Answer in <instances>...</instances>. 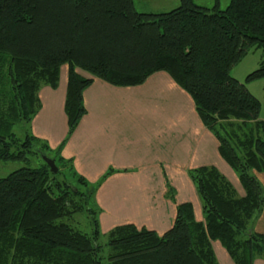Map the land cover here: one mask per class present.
Masks as SVG:
<instances>
[{
	"label": "trees",
	"instance_id": "trees-1",
	"mask_svg": "<svg viewBox=\"0 0 264 264\" xmlns=\"http://www.w3.org/2000/svg\"><path fill=\"white\" fill-rule=\"evenodd\" d=\"M252 45L264 51V0L225 7L181 0L162 11L139 10L135 0H0V159L25 162L0 175V264H220L216 238L235 264H254L264 255V233L254 229L264 208L254 172L264 171L262 102L231 73ZM65 63L68 132L55 172L27 123L41 105V83L56 86ZM161 69L191 94L237 182L215 164L192 167L204 217L183 200L166 229L122 222L102 244L95 188L72 182L77 171L61 147L96 77L135 85ZM262 76L264 59L246 79ZM19 122L24 137L14 129ZM83 211L93 218L91 232L75 223Z\"/></svg>",
	"mask_w": 264,
	"mask_h": 264
},
{
	"label": "crops",
	"instance_id": "crops-1",
	"mask_svg": "<svg viewBox=\"0 0 264 264\" xmlns=\"http://www.w3.org/2000/svg\"><path fill=\"white\" fill-rule=\"evenodd\" d=\"M67 83L68 68L63 64L57 85L44 81L38 89L41 106L31 128L49 137L52 147L68 132ZM83 102L86 110L60 154L89 177L110 170L98 191L100 213L108 212L107 220L114 221L110 228L128 221L158 231L169 227L177 204L196 198L192 167L215 164L237 182V174L219 152L216 133L204 123L191 94L168 71L157 70L135 85L96 77L85 87ZM254 172L264 187V171ZM254 229L264 233V208ZM254 264H264V255Z\"/></svg>",
	"mask_w": 264,
	"mask_h": 264
},
{
	"label": "rangeland",
	"instance_id": "rangeland-1",
	"mask_svg": "<svg viewBox=\"0 0 264 264\" xmlns=\"http://www.w3.org/2000/svg\"><path fill=\"white\" fill-rule=\"evenodd\" d=\"M219 2L220 7H225L229 3L230 0H194V2L201 4V5H206L209 7H212L216 2ZM181 0H135L136 6L138 7L139 10H147V11H162V10H169L177 5H179ZM262 59H264V51L261 47L252 45L246 52V54L238 60L231 68V73L238 77L239 79L243 80L246 82L247 86L249 89L256 95L262 102L261 106V114L260 116L264 117V76L262 77H257L253 79H246V76L248 72L251 70L255 69L258 67ZM65 68H68V64H64ZM41 103V99H40ZM41 106V105H40ZM40 110V107H39ZM35 114L33 115L34 118ZM27 123L28 128L30 130V133L36 137V144L40 147H42L45 151V154L49 155L50 157H54L55 155L58 154V149L57 147H52L51 142L49 137H42L38 134H36L31 126H32V120ZM14 129L17 131V133L21 136L24 137L25 131L24 128L21 124V122L17 123L14 127ZM33 162H41L40 158L38 156H33ZM224 161V160H223ZM225 165H228V167L233 171L234 173L235 170L231 168V166L227 163L224 162ZM25 164L24 161H19V160H2L0 159V175H6L8 174L12 169L17 168L21 165ZM75 168V166H74ZM75 170L77 171L76 176H71L72 182H75L79 186H81L84 189H90V188H95V192L92 196V202L93 204L95 203L97 207V219L101 231V235L99 238V242L102 244L107 243L109 235H108V230L110 228L111 223L114 224V221L110 222V220H107V215L108 212L101 214L100 212L103 210L101 207L99 201L101 198L98 197V191H99V186L105 179L104 176L106 173L99 175L96 178L86 176L82 173H80L76 168ZM70 172V171H69ZM237 174V173H236ZM78 176L83 177V179L86 181V183L82 182ZM77 177V178H76ZM74 183V184H75ZM240 184V183H239ZM239 187L242 189V185ZM196 198L194 197V203H195V210H196V215L197 217H204V212L202 209V199L200 195L197 194L195 195ZM111 200V199H109ZM199 203L201 205L200 211H199ZM201 212V214H200ZM115 215H112L114 218ZM77 219L79 220L78 222H75L81 229L91 232L93 230V218L89 216V213L87 211L79 212L77 213ZM213 242V247L215 249L216 255L218 257V260L220 264H235L233 259L231 258L230 254L226 250V247L223 245L221 242V239L216 238L212 240ZM109 251V246H105V252L107 253ZM260 263V262H259Z\"/></svg>",
	"mask_w": 264,
	"mask_h": 264
},
{
	"label": "water",
	"instance_id": "water-1",
	"mask_svg": "<svg viewBox=\"0 0 264 264\" xmlns=\"http://www.w3.org/2000/svg\"><path fill=\"white\" fill-rule=\"evenodd\" d=\"M43 157L49 163V165L51 166L52 170L56 172L58 170V165H57V163L55 161V158L54 157H50L47 154H43Z\"/></svg>",
	"mask_w": 264,
	"mask_h": 264
}]
</instances>
